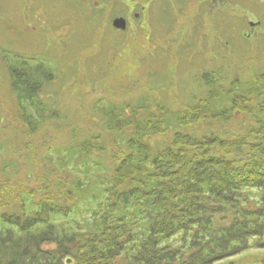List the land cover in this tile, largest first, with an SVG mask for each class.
<instances>
[{
    "label": "rangeland",
    "instance_id": "1",
    "mask_svg": "<svg viewBox=\"0 0 264 264\" xmlns=\"http://www.w3.org/2000/svg\"><path fill=\"white\" fill-rule=\"evenodd\" d=\"M121 16L128 21L125 30L113 26ZM22 59L46 64L52 73L39 97L46 112L36 133L22 122L23 109L33 112L32 106L25 102L20 108L5 65ZM241 63L264 68V0H0V200L11 204L0 207L1 213L17 215L25 208L29 214L38 208L59 230L91 232L94 218L107 206L118 213L113 204L123 185L113 194L105 189L116 179L117 162L127 160L136 128L107 132L103 122L109 110L115 105L124 115L130 108L139 111L135 121L145 124V131L158 124V135L142 142L153 152L171 144L172 127L192 137L218 132L211 121L180 129L174 119L191 93H206L199 85L204 73L215 70L221 77L217 71L225 66L220 72L227 74V87L236 76L244 77ZM48 101L59 118L48 111ZM245 116L237 113L231 128L252 122ZM92 140L90 156L81 157V143ZM27 185L39 205L26 196L18 203V190L25 193ZM261 196L254 190L250 198ZM192 236L168 239L170 247L179 246V256L169 263L198 255ZM261 247L210 264H264ZM122 256L114 264H137L141 257L128 259L125 251Z\"/></svg>",
    "mask_w": 264,
    "mask_h": 264
},
{
    "label": "trees",
    "instance_id": "2",
    "mask_svg": "<svg viewBox=\"0 0 264 264\" xmlns=\"http://www.w3.org/2000/svg\"><path fill=\"white\" fill-rule=\"evenodd\" d=\"M13 56L18 60L16 54ZM17 62L5 65L20 108L25 102L32 106L29 113L24 107L22 122L36 133L45 123L42 113L46 112L39 97L52 81V73L46 64L34 59ZM241 64L244 77L236 76L227 87L223 86L227 74L220 72L226 70L225 66L217 71L221 77L214 74L215 70L204 73L199 85L200 93L203 88L206 93H191L178 121L174 119L180 129L211 121L217 124L218 132L192 137L172 127L171 144L160 152L148 146L143 149L142 143L143 138L158 135V124L145 131V124L135 121L139 111L130 108L131 113L124 115L114 105L109 120L103 122L106 131L118 133L136 127L128 143L130 154L127 160L117 162L116 179H110L105 189L113 194L123 185L124 191L113 204L118 213L108 212L107 206L102 216L94 218L91 232L84 233L82 229L59 230L50 222L48 212L40 215L38 208L29 214L23 208L17 215L1 213L0 209V264H64L66 257L74 264H114L124 251L128 259L141 256L137 264H202L201 258L204 264H210L252 246L263 248L264 68L256 70ZM49 104L48 111L59 118V110ZM171 113L175 118L176 112ZM237 113L249 115L252 122L243 129L231 128ZM94 141L81 143V157L90 156ZM254 190L255 195L262 194L259 201L250 198ZM23 191L18 190V203L26 196L31 204L39 205L28 185ZM2 203V208L11 206ZM218 209L223 211L220 216L215 214ZM230 210L233 213L227 215ZM230 217L233 222L225 224ZM176 234L193 235L192 249L198 253L193 260H167L179 256V246L166 243Z\"/></svg>",
    "mask_w": 264,
    "mask_h": 264
},
{
    "label": "water",
    "instance_id": "3",
    "mask_svg": "<svg viewBox=\"0 0 264 264\" xmlns=\"http://www.w3.org/2000/svg\"><path fill=\"white\" fill-rule=\"evenodd\" d=\"M112 22H113V26L115 29H118V30L127 29L128 22L126 21V19L124 17L116 18ZM71 263H72V260L67 258L66 264H71Z\"/></svg>",
    "mask_w": 264,
    "mask_h": 264
},
{
    "label": "flooded vegetation",
    "instance_id": "4",
    "mask_svg": "<svg viewBox=\"0 0 264 264\" xmlns=\"http://www.w3.org/2000/svg\"><path fill=\"white\" fill-rule=\"evenodd\" d=\"M27 7H28V6H26V8H25V9L23 8V11H24L26 14H28ZM121 17H122V16H121ZM121 17H120V18H121ZM127 22H128V21H127Z\"/></svg>",
    "mask_w": 264,
    "mask_h": 264
}]
</instances>
